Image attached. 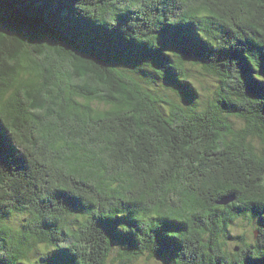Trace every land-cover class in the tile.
I'll return each mask as SVG.
<instances>
[{"label": "trees", "instance_id": "obj_1", "mask_svg": "<svg viewBox=\"0 0 264 264\" xmlns=\"http://www.w3.org/2000/svg\"><path fill=\"white\" fill-rule=\"evenodd\" d=\"M149 262L264 264V0H0V264Z\"/></svg>", "mask_w": 264, "mask_h": 264}, {"label": "rangeland", "instance_id": "obj_2", "mask_svg": "<svg viewBox=\"0 0 264 264\" xmlns=\"http://www.w3.org/2000/svg\"><path fill=\"white\" fill-rule=\"evenodd\" d=\"M205 82L207 83V85L210 84V80H208V78L205 79ZM239 229H240V227H239ZM241 229H242V228H241ZM248 229H249V228H248ZM149 264H155V263H153V262H149Z\"/></svg>", "mask_w": 264, "mask_h": 264}, {"label": "clouds", "instance_id": "obj_3", "mask_svg": "<svg viewBox=\"0 0 264 264\" xmlns=\"http://www.w3.org/2000/svg\"><path fill=\"white\" fill-rule=\"evenodd\" d=\"M39 247H40L41 250H43V249L45 248V245L41 243V244L39 245Z\"/></svg>", "mask_w": 264, "mask_h": 264}]
</instances>
